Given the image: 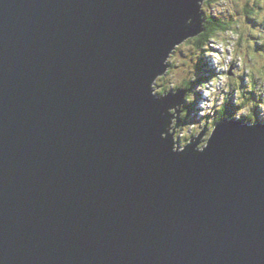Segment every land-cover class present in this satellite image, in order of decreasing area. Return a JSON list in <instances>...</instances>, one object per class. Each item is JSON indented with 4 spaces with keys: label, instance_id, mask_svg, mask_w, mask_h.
<instances>
[{
    "label": "water",
    "instance_id": "95a60500",
    "mask_svg": "<svg viewBox=\"0 0 264 264\" xmlns=\"http://www.w3.org/2000/svg\"><path fill=\"white\" fill-rule=\"evenodd\" d=\"M196 11L0 0V264H264V123L161 138L184 92L149 85Z\"/></svg>",
    "mask_w": 264,
    "mask_h": 264
},
{
    "label": "clouds",
    "instance_id": "9594fccd",
    "mask_svg": "<svg viewBox=\"0 0 264 264\" xmlns=\"http://www.w3.org/2000/svg\"><path fill=\"white\" fill-rule=\"evenodd\" d=\"M194 2L199 30L191 33L193 16L189 15L183 29L186 35L167 50L162 70L149 85L150 94L159 101L184 92L182 103L160 112L167 125L161 138L171 135L173 153L183 152L197 139L195 150L203 152L209 141L201 144V133L208 131L210 123L216 129L224 118L249 127L258 120L264 122V0ZM202 61L205 70L201 72ZM229 103L233 109L230 115ZM185 105H195L200 119L177 126L189 116ZM217 116L221 117L219 122Z\"/></svg>",
    "mask_w": 264,
    "mask_h": 264
},
{
    "label": "rangeland",
    "instance_id": "374dc122",
    "mask_svg": "<svg viewBox=\"0 0 264 264\" xmlns=\"http://www.w3.org/2000/svg\"><path fill=\"white\" fill-rule=\"evenodd\" d=\"M205 70V67H204V62L202 61L201 62V66H200V71L202 72V71H204ZM198 101H199V97H198ZM186 107H188L189 108V117L187 118V120L186 121H182L181 123H190V122H198V120L200 119L197 115H196V111H195V105H185ZM233 111V109H232V105H231V103H229L228 105H227V114L228 115H230L231 114V112ZM184 115L186 116L187 115V112H185L184 113ZM259 115V113L257 112V116ZM219 118L221 119V117L220 116H217V118H216V122L218 121L219 122ZM225 119H228V118H225ZM224 119V120H225ZM223 120V121H224ZM222 120L219 122V123H221V122H223ZM258 122H259V120H258ZM257 122V123H258ZM261 122V121H260ZM218 123V124H219ZM264 123V122H263ZM214 127H215V124L214 123H210V126L208 127V131L206 132V138H209L210 139V137L208 136V134L209 133H213V131H214ZM202 134V133H201ZM205 143H207V141H205L204 142V144Z\"/></svg>",
    "mask_w": 264,
    "mask_h": 264
},
{
    "label": "flooded vegetation",
    "instance_id": "af4514ba",
    "mask_svg": "<svg viewBox=\"0 0 264 264\" xmlns=\"http://www.w3.org/2000/svg\"><path fill=\"white\" fill-rule=\"evenodd\" d=\"M212 135V132L208 134L209 137H211ZM205 141H209V138H206V133H205V138L202 140V143L201 144H204Z\"/></svg>",
    "mask_w": 264,
    "mask_h": 264
},
{
    "label": "trees",
    "instance_id": "16d2710c",
    "mask_svg": "<svg viewBox=\"0 0 264 264\" xmlns=\"http://www.w3.org/2000/svg\"><path fill=\"white\" fill-rule=\"evenodd\" d=\"M189 117V116H188ZM225 119V118H224ZM224 119H222V121L224 120ZM219 120H220V118H219ZM218 122V121H217Z\"/></svg>",
    "mask_w": 264,
    "mask_h": 264
}]
</instances>
